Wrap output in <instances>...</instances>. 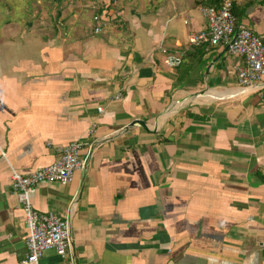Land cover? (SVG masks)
Wrapping results in <instances>:
<instances>
[{
	"label": "crops",
	"instance_id": "1",
	"mask_svg": "<svg viewBox=\"0 0 264 264\" xmlns=\"http://www.w3.org/2000/svg\"><path fill=\"white\" fill-rule=\"evenodd\" d=\"M28 1L0 20V264L27 251L12 172L75 141L72 181L30 197L69 227L66 255L39 264H264V88L238 85L224 46L188 45L203 0ZM233 11L264 42V0Z\"/></svg>",
	"mask_w": 264,
	"mask_h": 264
},
{
	"label": "built area",
	"instance_id": "2",
	"mask_svg": "<svg viewBox=\"0 0 264 264\" xmlns=\"http://www.w3.org/2000/svg\"><path fill=\"white\" fill-rule=\"evenodd\" d=\"M233 0H221L217 6H205L201 14L206 21V27L188 37L187 43L192 47L209 45L224 46L231 56L242 59V65L237 68V83L242 88H264V42L249 28L237 24L232 13ZM99 15H95L94 34H100L105 26ZM165 55V63L170 66L179 64L174 53L161 49ZM120 93L115 100H120ZM101 113V109L97 110ZM96 124H91L87 130L93 134ZM83 143L71 142L60 147L57 157L51 164L38 168L26 175L12 172L11 188L23 213L28 236L25 239L26 255L18 264H39L45 252L53 250L58 256L64 257L69 244L68 222L52 212L38 213L30 203V197L40 184H69L76 171L83 167L80 151Z\"/></svg>",
	"mask_w": 264,
	"mask_h": 264
},
{
	"label": "rangeland",
	"instance_id": "3",
	"mask_svg": "<svg viewBox=\"0 0 264 264\" xmlns=\"http://www.w3.org/2000/svg\"><path fill=\"white\" fill-rule=\"evenodd\" d=\"M82 1H85V0H82ZM28 2L31 3L28 0H0V20L23 19L25 11L28 8ZM74 3L75 2H73L72 0H44L45 7L49 11L53 9H57L60 6H64L67 9V12L68 10H70L69 12H71V9L74 10ZM84 3L87 5L86 2ZM75 5H77L75 8L79 10L80 5L78 4V2ZM96 12L97 10L95 11V13Z\"/></svg>",
	"mask_w": 264,
	"mask_h": 264
},
{
	"label": "trees",
	"instance_id": "4",
	"mask_svg": "<svg viewBox=\"0 0 264 264\" xmlns=\"http://www.w3.org/2000/svg\"><path fill=\"white\" fill-rule=\"evenodd\" d=\"M221 0H203L202 4L205 3L207 6H217ZM199 4V3H198ZM232 13L234 15V11L232 9ZM261 182L264 184V176H260Z\"/></svg>",
	"mask_w": 264,
	"mask_h": 264
},
{
	"label": "water",
	"instance_id": "5",
	"mask_svg": "<svg viewBox=\"0 0 264 264\" xmlns=\"http://www.w3.org/2000/svg\"><path fill=\"white\" fill-rule=\"evenodd\" d=\"M136 123V122H135ZM132 125V124H131Z\"/></svg>",
	"mask_w": 264,
	"mask_h": 264
}]
</instances>
